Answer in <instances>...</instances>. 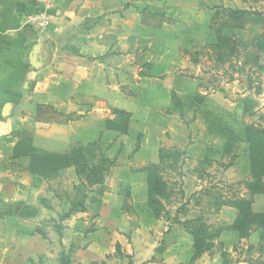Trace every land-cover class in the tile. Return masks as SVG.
<instances>
[{
  "label": "crops",
  "instance_id": "obj_1",
  "mask_svg": "<svg viewBox=\"0 0 264 264\" xmlns=\"http://www.w3.org/2000/svg\"><path fill=\"white\" fill-rule=\"evenodd\" d=\"M103 1L0 0V210L2 206L23 203L36 211L35 218L28 221L0 214V264H38L39 260L43 264H58L59 254H67L71 247L74 249L70 255L71 264L264 263V245L258 230L247 239L223 230L215 240L212 252L203 253L192 261L193 239L183 223L202 219L206 226H230L236 217V210L230 205H223L218 211L210 209L209 190L201 187L208 173H202L200 168L188 171L186 178L183 177L181 198L185 205L181 206L183 212L177 216L180 224L173 222L178 210L176 206H179L175 202L166 208V219L154 218L147 209L146 173L139 166H158L163 137L176 129L175 116L165 114L171 107V93L192 96L199 94L200 85L196 79L175 75H168L163 80L139 78L128 86L129 94L125 95L113 88L117 78L108 72L99 74L93 70L103 68V64L92 63L86 67L67 60L59 47L48 41L49 38L64 35L70 28L81 25L83 20L97 17L96 5ZM201 1L210 7L212 2L216 4L219 0H153L155 6L177 3L182 7ZM44 19L47 28L43 31L39 26ZM138 25V36L112 35L111 44H116L121 52L148 49L157 44L159 38L156 37L165 32L169 33V43L175 44L173 34L162 24L147 26L138 21ZM201 30V44L208 46L216 41L209 24H203ZM246 33L247 30H233L229 31V36L249 44ZM145 34L150 38L146 39ZM76 41L79 55L95 57L103 52L100 42L93 41L89 34L78 36ZM175 53H169L163 59L178 65L181 57ZM157 56L160 59L161 54ZM118 57L122 59L123 56H116V60ZM259 66L258 72L264 76V54L260 56ZM246 96L241 95L239 99ZM209 97L219 98L216 95ZM95 100L103 101L107 109L130 114L125 135L104 128L108 114L101 117L94 113L74 122L36 126L39 107L50 108L67 117L79 112V103ZM22 137L29 139L31 146L39 152L53 154L67 153L72 144L100 141L107 154L115 159V167L104 180L103 193L96 196L94 203L87 200L83 213L71 215L62 222L60 237L51 228L43 238L37 228L49 219L57 220L69 210L74 198L73 188L78 185L75 170L63 169L50 181L32 174L30 156L17 152ZM205 158L201 157V166ZM189 161L186 156L182 163L189 164ZM245 161L248 182L247 157ZM182 165L183 168L186 166L184 163L179 166ZM111 178L127 187V210L124 192L109 185ZM225 195L221 193L217 199L232 200L233 196L225 198ZM235 196L244 198L248 194L244 190ZM250 210L253 214H264V194L252 197Z\"/></svg>",
  "mask_w": 264,
  "mask_h": 264
},
{
  "label": "rangeland",
  "instance_id": "obj_2",
  "mask_svg": "<svg viewBox=\"0 0 264 264\" xmlns=\"http://www.w3.org/2000/svg\"><path fill=\"white\" fill-rule=\"evenodd\" d=\"M211 5L208 7L201 1L199 4H186L183 7L177 3L171 6L165 4L155 6L153 0H144V2H139V0H105L96 5L97 17L83 20L81 25L70 28L64 35L50 37L48 40L51 44L57 45L60 53H63V56L70 62L84 64L86 67L92 63L103 64V68L96 67L93 70L99 74H102V71L108 72L109 75L117 78L116 83H113V88L121 94H129L128 86L134 84V80H137L135 76L138 73L151 75L154 77L152 79L175 75L198 80L200 88L199 94L195 98L196 101L190 96L176 94L172 115L177 120V126L171 134H166L163 137L160 144V149L164 153L173 154L174 152L176 154L164 161L159 168L163 179L172 186L173 195L165 204L166 208L173 206L174 202L179 205L176 206L177 209L185 205L180 195L185 183L183 177L186 178L185 173L192 169L198 171L200 168L202 173H208L201 187L209 190L211 210H215L216 207L212 198L217 199L221 193L226 194L225 198H231L235 196V193L239 194L246 190L244 187V184L247 183L245 146L235 144L230 153H224L217 133L214 131L217 127L214 125L211 128L209 122L213 119L221 121L238 136H241L240 131L243 125H252L255 130L264 131V76L258 71L251 74L252 85L260 87L262 92L260 95H255L253 90H247L248 68L243 69L238 66H242L248 58L249 52L240 50L236 59L225 60L221 63L215 57L217 50L209 51L207 46L201 44L203 42L201 30L203 24H209V29L214 32L226 16L225 11L237 9L264 11V0H219L216 4L212 2ZM138 21L145 25L162 24L164 29H169L173 34L175 44L169 43V33L166 32L156 37L159 38V42L148 49L145 47L144 49L121 52L116 44H111L113 42L110 38L112 35L138 36L140 33L138 32ZM46 22L47 20L44 19L39 26V28H43V31L47 28ZM252 25L258 31L261 29L259 25L247 23L248 31L250 27H253ZM248 31V34L246 33L247 41H251L252 36ZM87 34L92 36L93 41L100 42V46L103 47L101 55L95 57L79 55V50H77L79 44L76 38ZM221 34L229 36V30H224ZM145 37L146 39L150 38L149 34H145ZM218 52L224 53V49L220 48ZM169 53H175L181 57L180 64H170L164 60V56L166 57ZM158 54L159 57L161 54L160 59L157 58ZM116 56L124 58L118 57L116 60ZM146 63L152 66L144 68L143 65ZM244 94L247 96L239 99V96ZM211 95H216L219 98H210ZM200 97H205L206 101L199 107L197 104L200 103ZM102 98L105 101V98ZM103 101L79 103L77 107L79 112L67 116V122H74L98 113L102 115L101 117L108 114L107 119L122 126L124 118L113 116L111 109H107ZM243 102L246 109L244 114H242ZM79 147H84V145L72 144L68 147V151L76 150ZM181 150L184 151L183 156L180 155ZM186 156L190 161L189 164L183 162L186 164L183 168V165H179L183 164L182 161ZM203 156L207 159L205 158L206 160L201 166L200 159ZM233 158L234 160H232ZM175 160L178 161V165L174 169L171 163ZM209 160L215 162L212 164ZM229 164L232 166L231 168H228ZM139 167L147 168L142 165ZM109 185L123 191L126 188L124 184L117 183L112 178L109 180ZM51 189L48 191L51 192ZM195 202L193 201V204ZM125 208L127 210L128 202H126ZM3 210L4 208L0 210V214H3ZM50 220L52 219L47 220L46 224L41 223L38 229L49 234L50 229L55 226ZM207 220L210 221V217ZM38 264H43V261L39 260Z\"/></svg>",
  "mask_w": 264,
  "mask_h": 264
},
{
  "label": "trees",
  "instance_id": "obj_3",
  "mask_svg": "<svg viewBox=\"0 0 264 264\" xmlns=\"http://www.w3.org/2000/svg\"><path fill=\"white\" fill-rule=\"evenodd\" d=\"M226 16L223 18L219 28L214 30L216 41L213 44L207 46L209 51H216V59L223 63L225 60L236 59L240 54V50L248 51V58L243 62L241 68H248L247 72V90L254 91L255 95H260V87H254L252 85L251 74L255 71L260 70L259 59L264 54V12L256 10H227ZM247 23H252L261 26V29H255L254 26L250 27L249 32L251 33V41L249 44H245L235 37L223 36L221 33L224 30H240L245 31L248 29ZM147 26H156L147 24ZM251 26V25H250ZM248 31V30H247ZM223 48L224 53H219V49ZM152 65L146 63L143 65L144 68H150ZM142 67V68H143ZM242 70V69H241ZM252 72V73H251ZM139 78H154L151 75H142L138 73L135 76ZM163 76L158 80H163ZM198 94L190 96L195 100ZM176 93H171V107L165 112L166 115H172L174 111V103ZM200 103L197 106H201L205 101V97H200ZM196 101V100H195ZM242 101V100H241ZM242 114L246 112L244 102L242 106ZM111 114L117 117H123L124 122L122 126H118L113 123V120L106 119L104 121V128L113 131L119 135H125L127 132V126L130 119V114L124 111L111 109ZM67 122V117L56 113L50 108L37 109L36 126L42 127L44 124H63ZM212 122V123H211ZM210 123L212 128L216 125L214 131L218 136V141L221 143L222 150L228 154L233 149L232 147L236 144L245 145V153L249 165L250 180L245 183L244 187L247 191L248 196L239 198L236 196L232 197V200L221 201V198L214 199L215 211L223 205H230L236 210V217L230 226H206L202 219H196L193 221H187L183 223V226L187 229L193 239L194 255L192 261L199 258L203 253H211L215 247V240L219 237L223 230H229L235 232L240 238H248L250 234L256 230L260 231L261 244L264 245V214H253L250 210L251 200L255 194H264V131L255 130L252 125H243L241 128V136H238L232 129H229L227 125L221 121L213 119ZM216 123V124H214ZM84 147H79L76 150H69L65 154H53V153H41L37 149L33 148L30 144V140L26 137H22L17 152L28 154L31 162L29 170L32 174L40 176L45 180H53L58 172L66 168H74L75 174L78 179V185L73 188L74 198L70 201V208L66 213H63L57 217V220H50L53 223L52 230L60 237L63 230L61 224L67 220L71 215L77 213H83L86 209V201L90 200L91 203L96 202V196H100L104 191V180L110 174V171L115 167V159L107 154V149L104 148L100 141L94 143L83 144ZM173 152V151H172ZM171 153H164L161 149L159 150L160 164L158 166H147L144 169L146 173V189H147V200L146 207L156 219L168 218V212L166 211V205L172 197L171 184L165 181L161 175L159 168L162 163L169 160L174 156ZM183 156V152L180 153ZM176 156V154H175ZM235 158V157H234ZM234 158L232 160H234ZM172 168L178 165V161L175 160L172 163ZM231 165L229 164L228 167ZM124 198L125 205L128 200V189L125 188ZM93 194L92 197H89ZM183 196L182 193H180ZM43 204L44 201H42ZM2 216H10L19 220L28 221L36 216V211L26 206L23 203H13L7 206H2ZM183 212V208L177 210L173 222L180 224L177 216ZM46 224V221L43 222ZM43 224V225H44ZM38 234L45 238L46 234L37 228ZM73 248H70L68 253L61 252L58 257V264H71L70 255ZM252 250L251 247L248 248ZM117 252L119 247H116ZM251 264H264L263 262L255 263L249 261Z\"/></svg>",
  "mask_w": 264,
  "mask_h": 264
}]
</instances>
